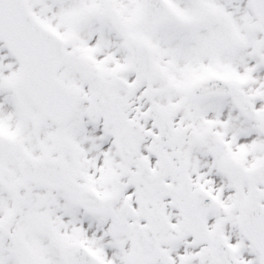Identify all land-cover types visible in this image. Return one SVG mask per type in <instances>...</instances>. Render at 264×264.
I'll return each mask as SVG.
<instances>
[{"label": "snow or ice", "instance_id": "snow-or-ice-1", "mask_svg": "<svg viewBox=\"0 0 264 264\" xmlns=\"http://www.w3.org/2000/svg\"><path fill=\"white\" fill-rule=\"evenodd\" d=\"M0 264H264V0H0Z\"/></svg>", "mask_w": 264, "mask_h": 264}]
</instances>
